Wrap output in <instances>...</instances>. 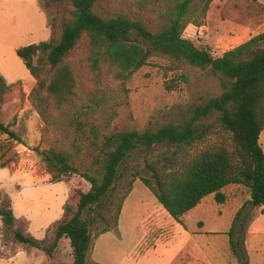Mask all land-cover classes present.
I'll return each instance as SVG.
<instances>
[{
  "label": "rangeland",
  "instance_id": "rangeland-1",
  "mask_svg": "<svg viewBox=\"0 0 264 264\" xmlns=\"http://www.w3.org/2000/svg\"><path fill=\"white\" fill-rule=\"evenodd\" d=\"M162 2L157 3L158 10ZM70 9L68 0H0V75L10 87L7 101L0 107V121L16 136L0 133V208L10 203L18 219L13 227H6L0 220V264H40L23 252L16 254L19 249L42 251L17 243L14 231L29 234L43 246L52 243L64 207L70 208L66 217H71L79 193L90 188L82 175L98 176L101 166L96 160L104 158L101 147L105 138L121 131H144L180 122L192 108L222 93L219 79L209 70L162 55L151 56L122 83L109 65L92 68L86 39H82L64 59L74 77L71 101L61 110L50 101L52 118L45 121L29 97L35 80L16 50L58 39L61 20ZM96 12L102 17L122 13L140 19L149 30L158 28L156 15L137 11L130 0H102ZM261 33L264 1L213 0L201 25L189 24L182 37L220 57ZM205 123L218 130L215 115ZM214 138L210 135L208 142ZM259 144L264 151V129ZM73 145L80 150L78 155ZM50 147L71 153L77 174L51 182L39 155ZM172 151L157 146L137 152L129 160L128 173L136 169L150 178L144 162H154L161 168L163 157ZM130 174L119 182L114 203L127 190ZM222 193L223 204H218L214 195L207 196L177 221L136 179L116 228L98 235L105 227L99 222L92 230L90 262L264 264V206L251 205L249 190L243 185H229ZM114 209L115 205L108 206L103 212L111 225ZM45 258L44 264H71L69 241L61 239L53 256Z\"/></svg>",
  "mask_w": 264,
  "mask_h": 264
},
{
  "label": "trees",
  "instance_id": "trees-1",
  "mask_svg": "<svg viewBox=\"0 0 264 264\" xmlns=\"http://www.w3.org/2000/svg\"><path fill=\"white\" fill-rule=\"evenodd\" d=\"M68 1L71 9L61 20L58 39L16 50L35 80L29 97L45 121L52 118L50 101L57 110L71 101L74 77L64 59L82 39H86L92 68L98 70L101 64L109 65L114 69L115 78L122 83L145 66L151 56L162 55L209 70L219 79L222 93L192 108L188 117L180 122L144 131H121L105 138L101 147L104 158L96 160L101 166L98 176L82 175L90 188L79 193L71 217H66L70 208L64 207L52 243L43 246L42 241L18 230L13 233L15 241L37 248L51 258L60 240L65 238L69 240L72 264H98L88 258L92 230L99 222L105 227L98 235L116 228L123 203L136 179L177 221L207 196L214 195L215 201L223 204L222 190L229 185L245 186L250 193L249 203L264 206V151L259 144L264 129V33L214 57L208 50L197 48L182 37L189 24L201 25L213 0H163L159 10L156 5L160 0H130L137 11L156 15L158 28L155 30H149L140 19L122 13L113 17L100 16L96 8L102 0ZM9 93L10 87L0 75V107L6 103ZM213 115L218 130L205 123ZM0 133L16 137L1 121ZM210 135L215 137L213 142H208ZM200 144L204 146L198 149ZM157 146L173 150L170 156L163 157L161 168L145 161L150 178L141 176L136 169L128 173L131 170L129 160L135 153L148 152ZM79 152L76 147L75 155ZM39 155L51 182L77 174L71 153L50 147ZM128 174L131 175L128 188L114 203L117 186ZM112 205L115 209L111 225L103 212ZM0 220L6 227L16 223L10 203L0 208Z\"/></svg>",
  "mask_w": 264,
  "mask_h": 264
},
{
  "label": "crops",
  "instance_id": "crops-1",
  "mask_svg": "<svg viewBox=\"0 0 264 264\" xmlns=\"http://www.w3.org/2000/svg\"><path fill=\"white\" fill-rule=\"evenodd\" d=\"M16 222L18 223V219H16ZM32 250L33 249H31V250H29V249L28 250L27 249H19L16 254H21L23 252L26 255V257L29 256V259L32 260V262H36L38 260L40 262V264L47 263V262H45L47 258H45V255L42 252L41 253H36L35 251H32ZM70 258L72 260L71 248H70ZM71 264H72V261H71Z\"/></svg>",
  "mask_w": 264,
  "mask_h": 264
}]
</instances>
